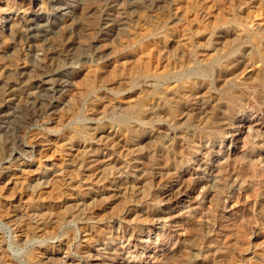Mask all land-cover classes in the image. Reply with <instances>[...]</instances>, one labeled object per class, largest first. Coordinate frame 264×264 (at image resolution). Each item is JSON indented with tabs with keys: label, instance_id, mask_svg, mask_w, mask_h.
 <instances>
[{
	"label": "rangeland",
	"instance_id": "rangeland-1",
	"mask_svg": "<svg viewBox=\"0 0 264 264\" xmlns=\"http://www.w3.org/2000/svg\"><path fill=\"white\" fill-rule=\"evenodd\" d=\"M231 1L220 0L214 14L241 39L226 47L218 71L203 76L196 61L184 69L208 102L179 126L185 137L170 140L166 133L152 138L156 118L146 111L155 94L178 84L175 78L156 84L140 74L130 84L119 75L125 42L150 67L149 47L165 23L149 11L160 3L0 0V264H264V0ZM19 7L28 13L14 11ZM82 7L99 10L96 25L80 20ZM202 24L193 27L210 25ZM47 51L51 67L42 84L38 69ZM111 130L140 144L133 177L118 176L121 159L103 175L101 184L120 189L119 196L62 182L36 200L46 183L38 175L50 160L65 164ZM40 137L51 145L33 152ZM31 161L40 174L9 176L8 167ZM111 195L116 200L108 205ZM35 206L41 210L32 212ZM38 220L47 223L41 232Z\"/></svg>",
	"mask_w": 264,
	"mask_h": 264
},
{
	"label": "bare ground",
	"instance_id": "bare-ground-1",
	"mask_svg": "<svg viewBox=\"0 0 264 264\" xmlns=\"http://www.w3.org/2000/svg\"><path fill=\"white\" fill-rule=\"evenodd\" d=\"M156 1L161 4V7H157L155 5L154 7H152L150 9L149 12H152L155 16H157V18L161 19L165 23V28H164V30L161 29V32L162 31L163 32L159 33L160 34L159 37L152 40L153 42L151 43V46L149 47L150 48L149 52H148L149 48L146 51L150 54L149 57H151V59H152L151 65L148 68L147 65H149V63L147 65L145 64V62H144L145 60H143V58L141 57L144 54L138 55V54L133 53V52H128V50H126V49L129 46V42L128 43L125 42L127 47L125 49L121 50L122 52H124V55L122 56L120 64H119L121 66V70H120L121 72L119 73V75H120L121 80L126 79V80H128V82L130 84L139 80L140 74H148V76L151 77L150 80L152 79V81H154V83H156V84L160 83V82H166L171 77L175 78L174 82H177L178 84L173 86V87L168 86V88L164 89L162 92L163 96H161V95L156 96V94H155L154 97H152V99H154V103L149 109H147L146 113L151 115V116H154L156 118V123H155L156 131L151 130L153 139H155V136L157 134L160 135V133H166L167 139H170V140L177 137V135H180L179 137H181V139H182L185 137V133H184L185 130L181 131V129H180L181 125L183 123L187 122L193 115H195V113L198 111V109L200 107H202L203 105H205L208 102V99H207L208 97L206 95V91H205V88L203 87V85L198 84V81L195 82L191 76H186L183 73L184 69L191 62L196 61V62H199L203 65V69H202L203 76H208L209 74H211V72L214 69L217 70L218 69L217 67L219 65H221V63L223 62V59L225 58V54L227 53L226 47H228L230 42H234V41H237L238 39H241V36L238 35L239 33L237 34L238 31L237 32H231L232 30L231 31L223 30L220 27V25H219L220 24L219 23L220 18L215 16L216 13L214 14V12H215L214 9L220 0H156ZM234 1L235 0L231 1L232 4ZM6 3H8V2H6ZM20 3H22V2H20ZM258 4L260 5L259 2H258ZM262 6L264 7V5H262ZM14 11H16L22 15H26L28 13L27 12L28 9L23 8V7H19L18 9H14ZM77 11L79 13L80 20L89 21L91 23V25L97 24V22H98L97 15H98L99 10H97L96 8L91 9V8H83L82 7V8L77 9ZM104 12H106V11H104ZM119 12L122 13V11H119ZM106 15H107V13H106ZM118 15H119V13H118ZM118 15H117V17H118ZM121 17H122V15H121ZM125 19H127V17L126 18L124 17L122 19L113 20V21L117 24V23H120V20L124 21ZM123 21H122V23H123ZM222 21H224V20H222ZM203 22L210 23L209 27L205 28V26H204V29L201 28V29L195 30L196 28L193 26L194 25L197 26L199 23L202 24ZM109 23L111 24L113 22H109ZM179 23H180V26L178 25ZM223 24H224L223 26L226 25L225 22ZM96 27H95V29H97ZM258 31L261 35L260 37H262V39H261L263 41L262 44H264V27H259ZM106 39L107 38H104V36H103L101 41L105 42ZM123 48H124V46H123ZM114 50L117 51V49H114ZM129 51H131V50H129ZM237 51H236V53H238ZM259 53H260V51H259ZM239 54H240V52H239ZM121 55H122V53H121ZM256 55H255V57H256ZM144 56H146V55H144ZM243 56H244V54H243ZM49 57H50V52L47 51L42 58V65L38 69V73H40L39 76H41V79L39 80V82L42 84L47 83L46 79L48 78V75L47 76H44V75H46L45 74L46 71H48V69L51 67V64L49 63V60H48ZM245 57H247V56H245ZM142 61L144 62L143 64H142ZM239 63H241V61L237 60L235 65L239 66ZM144 65H146V66H144ZM231 65H233V64H231ZM255 65L258 66V63ZM262 65H263V63H262ZM251 66H252V64H251ZM117 68H119L118 65H117ZM219 68H221V67H219ZM243 69L245 70L246 68H243ZM242 70L240 71V73H242ZM117 71H118V69H117ZM240 73H238V74H240ZM223 77H225V76H223ZM246 79H248V78H246ZM156 84H155V86H156ZM231 84H232V82H231ZM152 87H153V84H152V86H150V88L152 89L151 92L154 91V89ZM88 88H89V86H88ZM139 89H141V88H139ZM143 90H144V88H142V92H143ZM148 92H150V91H148ZM139 95L136 99L138 101H143V97H141V95L140 96ZM130 102L131 101L123 100L122 104H125L130 108V106L132 105L131 104L132 102L131 103ZM140 103H142V102H140ZM212 103H214V102H212ZM226 112H227V110H226ZM197 115L200 116V114H197ZM217 122H219V121H217ZM118 123L122 128H124L127 132H129V129H128L129 124L126 120L121 119L118 121ZM144 125H147V124H144ZM133 128H135V127H133ZM155 132H157V133H155ZM88 140H90V139H88ZM51 142L52 141L48 140L47 138L45 139L44 137L43 138L40 137L38 142H37V145H35L32 148L33 152L40 153L42 150H44V148L46 146L51 145ZM138 144L139 143L134 141L133 138H121L116 131L111 130L109 132H107V131L103 132V134H101L99 137L91 140L89 147L81 146V147L77 148L76 149L77 155L76 154L73 155L72 158L70 160H68L65 164L64 163L63 164L62 163L57 164L54 160H50L49 163L46 166H44V172H42L41 175H38L39 178L43 177L44 179H46V181H45L46 183L43 184L42 186H39V189L35 195L37 197L36 200L42 198L45 194H49L52 191H54L55 184L56 183H62V182H64L65 184H67V183L71 184L74 182H79L83 186H85L87 192L88 191L89 192L104 191V192H107L108 194L116 192L119 196L122 192L120 189L117 190V188L114 185H112L113 187H108V189H106L101 184L103 182L102 181L103 175L105 173H107V172H105L107 168H109L111 165L115 164L116 162H119V159H121L122 163H124V165H123L124 168L118 172V176L119 175L122 176L124 174V175H127L129 177H133L136 173L134 163L137 161V159H138L137 157L139 154L138 153ZM139 146H140V144H139ZM139 152L141 153V151H139ZM142 155H143V153H142ZM80 162L82 163V167H81L79 174L77 175V172L75 174V171H74L75 169H73V167L76 164L78 165V163H80ZM117 164H119V163H117ZM34 165H36V164L31 161V162H26V163L19 165L16 169L9 170L8 169L9 167H8L7 168L8 174L12 178H19V177H21V175H25V173H34V172L39 171L40 166H37V168L35 169L34 172L31 171L30 167L34 166ZM39 174H40V171H39ZM113 176H114V174H113ZM105 177H106V175H105ZM33 180L37 181L38 178L34 177ZM77 195L79 196L80 194L78 193ZM32 197L33 196H31V195L28 196V200L33 201L34 199ZM42 199H44V198H42ZM115 200H116L115 196L111 195L108 197L107 204L111 205L112 203L115 202ZM40 207L41 206H39V207L35 206V208L33 207V210L32 209L31 210H32V212L33 211H35V212L40 211L41 210ZM44 209H47L49 214H52V212H51L52 210H50L48 207L44 208ZM123 223L124 222H122L121 224H123ZM35 224L37 225L36 228L41 232L47 223L41 222L40 220H38ZM118 224H120V223H118ZM33 225H34V223H33Z\"/></svg>",
	"mask_w": 264,
	"mask_h": 264
}]
</instances>
